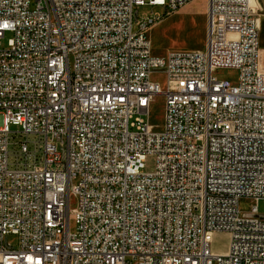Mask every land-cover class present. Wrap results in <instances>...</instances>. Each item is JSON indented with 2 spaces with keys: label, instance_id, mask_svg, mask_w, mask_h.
<instances>
[{
  "label": "built area",
  "instance_id": "2783aa9c",
  "mask_svg": "<svg viewBox=\"0 0 264 264\" xmlns=\"http://www.w3.org/2000/svg\"><path fill=\"white\" fill-rule=\"evenodd\" d=\"M187 1L0 0V264H264V216L238 207L264 198L257 16L207 0L202 47L152 53Z\"/></svg>",
  "mask_w": 264,
  "mask_h": 264
},
{
  "label": "rangeland",
  "instance_id": "374dc122",
  "mask_svg": "<svg viewBox=\"0 0 264 264\" xmlns=\"http://www.w3.org/2000/svg\"><path fill=\"white\" fill-rule=\"evenodd\" d=\"M188 0L187 2H189ZM186 2V3H187ZM186 3L181 5L178 9L168 13L164 18L158 19L152 25L154 28L148 35L150 40L151 52L154 54H164L166 50H181L191 49L203 44L206 33V18H207V0H197L195 4L185 7ZM205 5V11L201 12V6ZM140 10L148 9L147 7H139ZM159 9L158 7L152 8ZM160 20V21H159ZM202 21V22H201ZM149 26V27H150ZM148 27V28H149ZM147 28V30H148ZM147 33V31H146ZM10 38V32L5 31L1 37V45L7 46ZM197 47V48H199ZM214 75L219 78L232 79L234 77V70L222 68L213 71ZM151 79L158 82L161 88L165 85V75L162 72H154L150 75ZM164 102L163 95L156 93L153 95L149 105L146 118L154 129H160L163 122ZM145 117V115H143ZM9 129L18 130L19 126L10 124ZM19 139L18 135L9 137V149L14 148L13 141ZM154 158L152 154L145 157L143 170L149 171L153 169ZM256 204V209L259 213L255 214L258 217L264 216V198L258 199L256 202L250 198H240L238 200V207L241 210H247L251 204ZM70 202L69 207H71ZM70 227L73 224L72 216H69ZM227 235L224 232H216L212 235V247L214 250H225Z\"/></svg>",
  "mask_w": 264,
  "mask_h": 264
},
{
  "label": "crops",
  "instance_id": "0c3cea01",
  "mask_svg": "<svg viewBox=\"0 0 264 264\" xmlns=\"http://www.w3.org/2000/svg\"><path fill=\"white\" fill-rule=\"evenodd\" d=\"M196 1L197 0H190L189 2L186 3L185 7L195 4ZM249 5L252 8V10L256 13V16H257L258 63H259V66L262 69H264V0H249ZM203 10L205 11V5L203 7V4H202L201 12ZM164 17H165V15L162 18H164ZM206 22H207V18H206ZM157 25H159V24H157ZM157 25L150 26L147 30V34H149L151 32V30L154 28V26H157ZM202 45L200 47H202ZM197 47H199V45L196 46L195 48H191V49H196Z\"/></svg>",
  "mask_w": 264,
  "mask_h": 264
}]
</instances>
